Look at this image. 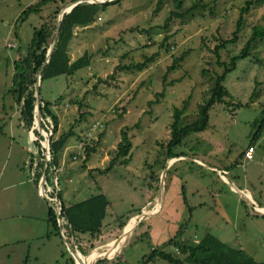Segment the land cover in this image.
<instances>
[{"label":"rangeland","instance_id":"374dc122","mask_svg":"<svg viewBox=\"0 0 264 264\" xmlns=\"http://www.w3.org/2000/svg\"><path fill=\"white\" fill-rule=\"evenodd\" d=\"M36 1L0 0V264H66L71 257L68 246H78L85 253H80L83 257L91 252L100 253L84 264H92L96 259L95 264H135L149 252L143 233L151 234L152 224L157 221L162 227L161 233L150 239L154 244L159 245L175 233L183 242L194 244L204 233L211 232L228 246L264 262V217L247 215L252 210L245 200L237 207L238 214L233 205V195L246 194L261 195L256 203L264 204V122L252 143V159H241L229 166L264 117V38L255 40L248 54L225 73L222 84L231 98L225 97L209 108L207 127L184 136L171 148L174 155L182 157L168 158V163L173 162L166 166L172 110L180 108L187 99L180 123L187 124L196 118L197 106L208 97L214 76L223 71L230 56L239 52L250 27L263 22L264 1L249 7L235 41L216 52L212 51L213 46L231 37L239 7L245 0H201L204 8L198 6L191 15L170 18L166 28L162 25L170 11L181 13L196 0H181L178 9L169 0H115L99 7L91 23L73 27L66 50L69 61L85 52L89 64L72 75L43 80L38 96L50 103V111L57 117V131L52 137L71 131L57 153L61 170L55 174L56 188L62 202L74 203L97 192H102L109 202L100 227L103 237L97 239L105 242L118 238L107 244V248L117 246L113 252L109 250V255L104 253L105 249L90 250L87 245H76L82 240L87 243V236H74V244L67 233L61 237L46 235V212L50 205L38 195V181L35 183L33 176L34 165L42 159L35 144L40 143L21 126L9 88L13 62L25 51L33 29L43 20L53 25L55 10L72 0H49L37 13L19 17L26 6ZM165 35L167 39L162 42ZM182 52L183 59L168 69ZM152 53L153 60L140 71L120 68ZM161 90L162 95L155 97ZM95 120L102 123V136L95 150L86 160L84 151L71 159L77 142ZM121 130L130 142L128 160L101 173L98 170L106 168L115 155ZM190 157L216 168L227 164V183L215 170ZM229 183L244 193L232 189ZM159 189L162 202L158 212L142 214V210L150 211L146 202L152 203ZM197 195H202L208 207L201 208L195 217L186 204L192 206ZM209 195H227V209L212 203ZM226 213L227 231L219 233L217 226L223 223ZM137 214L142 216L135 223ZM163 250L178 258L184 256L174 252L172 245ZM101 257L109 260L103 263ZM146 264L170 263L154 258Z\"/></svg>","mask_w":264,"mask_h":264},{"label":"trees","instance_id":"16d2710c","mask_svg":"<svg viewBox=\"0 0 264 264\" xmlns=\"http://www.w3.org/2000/svg\"><path fill=\"white\" fill-rule=\"evenodd\" d=\"M49 0H37L35 3L30 4L21 11L19 17L23 18L28 13H37L40 6L48 2ZM63 1V0H60ZM73 1V0H72ZM115 0H110L107 3H111ZM175 9L181 7V0H169ZM264 0H245L243 5L239 7L238 18L235 21L234 30L231 32V37L227 39H221L219 43L213 46L212 51L216 52L220 47L225 46L228 43H232L236 39V33L240 29L243 15L247 13L249 7L252 4L262 3ZM104 4V3H103ZM103 4H94V3H85L80 2L74 5L67 13H63L61 19L58 22V30L56 33V39L53 44L52 50L46 60L42 65L45 59L46 50L52 40L55 23L50 25L48 21L43 20L38 28H34L32 31L31 39L26 47L25 51L18 56L17 60L13 62V73L11 76V85L9 92L13 97L15 104L18 107L19 121L21 126L27 131L32 126V114L34 109V96H33V84L35 81V76L39 73V85H38V95H39V86L43 80L58 76V75H72L76 70L85 67L89 64V57L84 52L81 56L76 59L69 61L67 53V44L72 37V29L75 26H86L91 23L95 18L99 7ZM205 4L201 3V0H196L192 5L185 8L181 13L176 11H170L168 17L165 19V23L162 25V28H166V21L172 17H183L191 15V12L197 8H204ZM58 10H55L57 14ZM264 38V20L261 24H255L250 27L249 36L240 48L239 52L230 56L225 63L223 71L220 74L214 76L211 87L209 88V95L206 99L198 104L196 118L187 124L180 123V116L184 112L187 104V99L181 102L180 108H174L172 110V119L169 124V138L167 140L166 146L168 148L167 158L177 157L180 155H174L171 152V148L178 145L182 138L190 133L199 132L204 130L207 127L208 120V110L215 102H223L224 98H231L230 94L226 91L223 86V78L225 73L234 68L235 63L240 58L245 57L248 54L251 45L257 39ZM167 39L165 35L162 38V42ZM166 49L168 47L164 45ZM155 56L154 53L144 57L142 61L128 63L126 65L120 66V68L131 69L134 68L138 71L144 69L148 62L153 60ZM184 57V52L180 53L176 58L171 62V65L168 69L173 68L174 65L182 60ZM39 71V72H38ZM112 75H109L111 78ZM101 79H98L99 82ZM105 80L103 79L102 82ZM163 90L155 93V97L161 96ZM39 98V111L41 114L42 120L48 119L51 126V134L48 137V147L50 159L46 163L44 168L45 180L48 184H51L52 170L50 169L51 164L57 165V153L63 148L64 143L67 137L71 134V131L68 130L65 133L59 134L57 137H52L53 134L57 131V117L54 113L50 111V103L43 101L40 96ZM148 104L151 101L147 102ZM229 102H227L228 104ZM238 105V104H237ZM236 105V106H237ZM264 122V117L261 124L257 127L256 131L253 133L251 139L247 142V145H252L255 138L260 135ZM43 128V124H40ZM34 136H41L39 133L32 129ZM102 136V133L97 134V140L91 141L84 145V160L87 159L90 152L95 150V145L97 141ZM39 150V145L35 143ZM130 148V142L126 137L125 131L121 130L120 139L116 144L115 155L109 159L108 166L98 171L101 173L107 172L115 163H126L128 160L127 153ZM122 157L120 160L118 157ZM242 159V151L236 156L233 162L229 166H233L239 163ZM43 162L40 160L35 164V173L34 181L37 182L40 171L42 170ZM182 192V186H181ZM52 195V193H50ZM56 195L60 202L59 217L61 219V227L65 230L64 232L67 235L75 234H88L90 240H94L100 231L101 222L105 215V210L109 207V202L104 194L98 192L92 194L87 198L71 203L69 205H64L62 202L59 191L56 192ZM184 201V199H183ZM129 218V217H128ZM127 218V219H128ZM46 223L48 225V231L46 235L51 233L59 235V226L56 222V216L54 211L50 206L47 207L46 212ZM124 224L121 223L120 227ZM180 229V227H179ZM146 239H148V245L150 247L149 252L142 256L141 260L135 264H146L147 262L152 261L154 258H160L167 261L170 264H183L187 262L189 264H261L252 259L251 256L246 254L240 249H235L232 247L226 246L221 240L216 236L206 233L204 234L196 243L189 244L181 241L176 234L166 239L159 245L152 246L150 244V239L148 238L147 233H143ZM166 245H172L177 249L178 254H183V258H178L174 253L167 252L163 250V247ZM79 251V250H78ZM80 252V251H79ZM82 255L85 253L80 252ZM87 254V253H86ZM103 263L107 261L106 258L101 259ZM97 262V261H96ZM95 262V263H96ZM94 263V264H95ZM66 264H73L71 257H69V262ZM114 264H126L124 262H115Z\"/></svg>","mask_w":264,"mask_h":264},{"label":"crops","instance_id":"0c3cea01","mask_svg":"<svg viewBox=\"0 0 264 264\" xmlns=\"http://www.w3.org/2000/svg\"><path fill=\"white\" fill-rule=\"evenodd\" d=\"M75 27H77V26H75ZM107 155H104V157H106ZM180 157H182V155H180V156H177V157H172V158H169V159H172V160H175V159H177V158H180ZM191 158V160H193L194 162H196V163H198V164H200L201 166H203V165H205V166H207V167H209L210 168V170H215V172L218 174V176H219V178L223 181V182H226L227 183V179L224 177V175L227 173V164H222L221 166V168H216L215 166H211V165H206V163H204L202 160H200V159H198V158H195V157H190ZM168 158H166V166L168 165V164H170L171 162H173V161H171L170 163H168V160H169ZM243 160V159H242ZM244 161H246V160H244ZM58 166H59V164H57ZM35 166V165H34ZM34 170H35V168H34ZM34 173H35V171H34ZM40 174H41V171H40ZM40 174H39V177H40ZM33 176H34V174H33ZM35 177V176H34ZM39 177H38V179H37V181L39 180ZM35 179V178H34ZM37 183V182H36ZM52 184V183H51ZM229 186L232 188V189H234V190H236V191H239V193H244L243 191H241L240 189H238V188H236L235 186H233L231 183H229ZM149 187H151V185L149 184ZM3 189L4 188H6V186H3L2 187ZM180 188H181V186H180ZM161 190H162V188H161ZM161 190L159 189V190H157V193H155L154 195H153V201H152V203L150 202V201H147L146 202V204L147 205H150V211L148 212V213H146V215H154V214H156L157 212H158V210L160 209V204H161V202H162V199H161V196H160V192H161ZM180 192H181V189H180ZM37 193H38V190H37ZM98 193V192H97ZM100 193H102V192H100ZM96 194V193H95ZM103 194V193H102ZM39 195V194H38ZM234 196V199H233V205H234V211L235 212H237V214H238V210H236L237 209V207L239 206V204L240 203H242L241 201L242 200H245V201H247L250 205H251V210H252V212H247V215H249V214H251L252 216H255L256 214H258V215H260L261 217H264V204H257L256 203V201L257 200H260V199H262V197H261V195H233ZM156 198H158V200L156 201ZM207 199H208V197H206ZM209 198L212 200V203H214V202H217L218 204H219V207H222V208H224V209H227V195H209ZM183 199H184V196H183ZM182 199V200H183ZM203 198H202V195H197V199L194 201V203H193V205L192 206H188L187 204H186V207H187V209L188 210H190L191 212H193L194 213V216L196 217V215L197 214H199V212H200V210H201V208H205L206 206L208 207V204L206 203V202H204L203 200H202ZM154 201H155V203H154ZM184 202H186L185 201V199H184V201H182V203L184 204ZM155 205H154V204ZM69 204H71V203H68V204H64V205H69ZM152 206H154L153 208H152ZM107 209V208H106ZM155 210V211H154ZM106 211V210H105ZM144 211V210H143ZM189 214H191V213H189ZM255 214V215H254ZM223 218H224V220H222L221 222H223V223H219V225L217 226V231L219 232V233H223V232H226L227 231V213L226 214H223ZM161 222H159V221H157L156 223L154 222L153 224H152V226H153V229H152V231L153 232H151V234H148L147 233V235H148V238L149 239H151L152 238V236H157L159 233H161L160 232V228L159 227H162V226H160L159 224H160ZM234 223V222H233ZM60 228L62 229V231H63V235L64 234H66L65 232H64V228L63 227H61V225H60ZM128 228H130V226L128 227ZM206 233H209V234H212L211 232H206ZM206 233H204V234H206ZM203 234V235H204ZM212 235H214V234H212ZM76 238H77V236H78V238L79 237H81V238H85L86 236H87V238H88V242L86 243V242H84V240H82V242H77L76 243V245H81V247H82V245H87V246H89L90 247V250L91 249H94V248H96V249H100V250H103V249H105L106 251L104 252L105 254H107V253H111V252H113L112 250H110L111 252H109V250H107V244L108 243H110V242H112V241H116L118 238H114V239H112V240H107V241H105V242H98L97 241V239H98V237H103L101 234H100V231H99V234H98V236L94 239V240H90L89 239V237H88V234H75L74 235ZM74 236H72V235H69L68 234V237H70L71 238V240L73 241V243H74ZM124 236V235H123ZM122 236V237H123ZM215 236V235H214ZM218 238V237H217ZM181 241H183V238L181 239V238H179ZM200 239V238H199ZM219 239V238H218ZM220 240V239H219ZM165 241V239H163L161 242H160V244L162 243V242H164ZM198 241V240H197ZM224 243V242H223ZM75 244V243H74ZM150 244H152V246H156L157 244H154L151 240H150ZM226 246H227V244L226 243H224ZM92 245V246H91ZM75 248H77V250H78V246H74ZM74 247L72 248L73 250H74ZM113 247H117V246H113ZM230 247V246H229ZM173 251L174 252H177V250H174V247H173ZM100 253L99 252H96V254H95V256L94 257H96V256H98ZM115 254V253H114ZM113 254V255H114ZM107 255H109V254H107ZM112 255V256H113ZM89 256V255H88ZM87 256V257H88ZM83 257V256H82ZM93 257V258H94ZM75 258H76V260L78 259V257L77 256H75ZM103 257H101V259H102ZM104 258H106L107 260H109V258L108 257H104ZM72 259V258H71ZM89 260H91V259H89ZM97 260V259H96ZM96 260H95V262H96ZM73 262V261H72ZM257 262V261H256ZM186 264L187 262H183V264ZM259 263H264V262H259ZM76 264V263H75ZM187 264H189V263H187Z\"/></svg>","mask_w":264,"mask_h":264},{"label":"built area","instance_id":"2783aa9c","mask_svg":"<svg viewBox=\"0 0 264 264\" xmlns=\"http://www.w3.org/2000/svg\"><path fill=\"white\" fill-rule=\"evenodd\" d=\"M32 117H33L32 123H35L36 124V118H35L36 115H35V112L34 111H33ZM41 123L43 124V128H41L42 129V131H41L42 134L40 135L42 139H40L39 137H37L38 138L37 140L40 143L39 150H40V155H42L41 156L42 157L41 160L43 162V165L46 166V163L50 159L49 147H48V137L51 134V129H50L51 126H50V122H49L48 119H46L44 121V120H42V118H40V124ZM32 129H35V128H32ZM32 129H31V131H32ZM101 130H102V123H100L98 120L93 121L90 124V126H89L86 134L82 137V139H80L79 142H77V151L75 152V154H72L71 155V159H75L76 156L81 151L84 150V145L86 143H89L91 141L97 140V134L100 133ZM31 131H29V133L30 134H33ZM29 133H28V135H29ZM46 134H48L47 137H46ZM253 152H254L253 145L245 146V148L242 150V159L243 160H246V161L251 160L252 159ZM45 166L44 167L42 166L43 172H44ZM50 169L52 170V178H51V183L52 184H48L46 182L45 175H44V179H43V182H42V194L39 191H38V194L40 196L45 197L47 199L50 207L54 211V214L56 216V222H57V225L59 226V234L62 236L63 235V231L60 228L61 219L59 217L60 202H59V199H58V197L56 195V192L58 190L56 188L57 183H56V175H55L58 171L61 170V167L58 166V165L51 164ZM46 193H49V194L52 193V195H46ZM142 214H146L145 213V210L144 211L142 210ZM142 214L135 215V223L137 222V219H139L142 216ZM174 250H177V249L174 247ZM73 251H74V254H80V252L78 250H76V249H74ZM261 264H264V263H261Z\"/></svg>","mask_w":264,"mask_h":264},{"label":"water","instance_id":"95a60500","mask_svg":"<svg viewBox=\"0 0 264 264\" xmlns=\"http://www.w3.org/2000/svg\"><path fill=\"white\" fill-rule=\"evenodd\" d=\"M110 0H73L69 3H67L62 9H60L57 14H56V17H55V29H54V33H53V37H52V40H51V43L49 44L47 50H46V53H45V59H44V62L42 63V65L46 62L51 50H52V47H53V44L55 42V39H56V33H57V30H58V22L59 20L61 19V16L63 13H67L74 5H76L77 3H80V2H85V3H94V4H103V3H106ZM64 8H68V9H64ZM39 72V71H38ZM38 85H39V73L36 74V77H35V81H34V84H33V96H34V109L33 111L35 112V115H36V124L35 126H31L29 131H31L32 128H36V131L39 133V135H41V127H40V118H41V114H40V111H39V98H38ZM32 132V131H31ZM45 165H43L44 167ZM43 179H44V172L43 170L41 171V174H40V177H39V180H38V191L42 194V182H43ZM68 251L71 255V258H72V261H73V264H75L74 262V259H73V249H71L69 246H68ZM95 261L92 263L94 264Z\"/></svg>","mask_w":264,"mask_h":264},{"label":"bare ground","instance_id":"6f19581e","mask_svg":"<svg viewBox=\"0 0 264 264\" xmlns=\"http://www.w3.org/2000/svg\"><path fill=\"white\" fill-rule=\"evenodd\" d=\"M64 9H68V8H64ZM33 125H35V123H33ZM30 135H31V134H30ZM147 211H148V210H147ZM154 211H155V210H154ZM130 230H131V228L128 229L127 233H128ZM126 235H127V234H126ZM122 238H123V237H122ZM122 238H121V239H122ZM113 248H114V247L112 246V247H110V248H107V250H112ZM95 254H96V252H91V253L89 254L88 257H82V255H80V254H73V259H74V262H75L76 264H84V263H86L87 260L92 259V257L95 256ZM75 256H77L79 259L76 260Z\"/></svg>","mask_w":264,"mask_h":264}]
</instances>
